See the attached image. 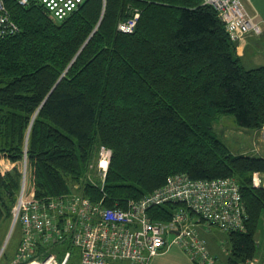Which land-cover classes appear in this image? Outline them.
Instances as JSON below:
<instances>
[{
  "label": "trees",
  "instance_id": "16d2710c",
  "mask_svg": "<svg viewBox=\"0 0 264 264\" xmlns=\"http://www.w3.org/2000/svg\"><path fill=\"white\" fill-rule=\"evenodd\" d=\"M18 32L0 37V221L11 218L26 158L27 185L42 200L72 192L96 151H112L103 193L77 191L125 207L174 174L232 178L248 219L228 233L227 264L253 259L264 189L251 176L264 157L233 154L214 133L219 116L264 127V66L245 69L215 10L203 0H85L55 21L36 0H4ZM139 11L132 33L119 22ZM178 203L149 211L167 222ZM73 253L68 264H76Z\"/></svg>",
  "mask_w": 264,
  "mask_h": 264
},
{
  "label": "built area",
  "instance_id": "2783aa9c",
  "mask_svg": "<svg viewBox=\"0 0 264 264\" xmlns=\"http://www.w3.org/2000/svg\"><path fill=\"white\" fill-rule=\"evenodd\" d=\"M20 6L30 0H14ZM57 22L77 10L85 0H36ZM222 22L229 39L236 43L247 36L262 33L260 22L242 7L241 0H203ZM139 11L117 25L124 34L133 32ZM18 27L10 18L4 0H0V37L13 35ZM112 151L101 145L96 154L94 174L84 183L103 193ZM24 158L20 189L11 209V229L20 228L15 255L4 264H68L73 253L76 264H149L168 243L178 245L193 264H220L206 241L195 229L216 227L221 231L245 232L248 219L239 186L232 178L192 180L184 173L169 176L165 183L125 207H107L98 200L73 191L57 197L36 199L27 188ZM254 188L264 189V172L251 176ZM168 203L178 207L167 222L154 221L153 208ZM171 236L170 242L168 237ZM239 264H255L248 259Z\"/></svg>",
  "mask_w": 264,
  "mask_h": 264
},
{
  "label": "rangeland",
  "instance_id": "374dc122",
  "mask_svg": "<svg viewBox=\"0 0 264 264\" xmlns=\"http://www.w3.org/2000/svg\"><path fill=\"white\" fill-rule=\"evenodd\" d=\"M242 7L244 10L258 22H260L262 33L259 36H247L241 42H236V59H238L239 64L245 69H252L257 67L256 64L251 62V54L255 49L261 48L264 49V0H241ZM262 36V38H260ZM241 44V45H239ZM246 44L248 51L244 57L240 58L238 55L239 49L240 52L243 51L242 45ZM260 51V49H258ZM262 53V52H261ZM213 130L217 137L229 148L230 152L233 154H246V155H256L258 152H261L264 155V127L260 130H247L238 127L236 121L232 115L225 114L219 116V118L213 123ZM100 147V146H99ZM98 147V149H99ZM96 151V154L98 152ZM257 156V155H256ZM25 158V157H24ZM24 158L19 164V170L21 172L23 167ZM3 159V158H1ZM8 161V160H7ZM9 162V161H8ZM95 159L88 165L87 170L84 174V177L94 174L93 168L96 165ZM7 167H12L9 170H5L1 165L0 173L4 174L5 172L13 169L14 164L9 162L6 163ZM27 166V165H26ZM28 173V172H27ZM84 177H81L75 185L72 186V190H77L80 186L84 185ZM27 188L31 191L30 186L27 185ZM264 225V214L261 216L258 232L261 231V226ZM198 230L202 229L201 226L197 227ZM211 231H208L207 238L208 240L216 242L218 249H225V252L220 254V264H227L229 242H228V233L219 230L216 227H210ZM20 238V228L19 225H16L11 229V218L5 217L0 221V264L9 262L11 258L15 255L16 247ZM169 241L171 237L168 238ZM181 253V255L178 252ZM258 255V253H257ZM118 264H127L124 262H118ZM150 264H192L189 258L180 250L178 246H173L168 255L165 254L162 257L152 258Z\"/></svg>",
  "mask_w": 264,
  "mask_h": 264
},
{
  "label": "crops",
  "instance_id": "0c3cea01",
  "mask_svg": "<svg viewBox=\"0 0 264 264\" xmlns=\"http://www.w3.org/2000/svg\"><path fill=\"white\" fill-rule=\"evenodd\" d=\"M260 38H262V36ZM239 45H241V44H239ZM242 47H243V49H242L243 51L240 52L241 49H239V52H238V55L240 56V58L244 57L245 54L248 51L247 49H245L246 48V44H243ZM258 49H260V51ZM258 49H255V52L253 51L252 54H251L252 55L251 56V62L254 63V64H256L257 67L264 66V49H261V48H258ZM248 53H249V51H248ZM256 155L257 156H260V157H264V155L261 152H258V154L256 153ZM6 163L7 164L9 163L6 159H0V166L2 165L3 168H5L4 171L9 170L12 167V165H10V167H7ZM0 169H1V167H0ZM197 227L198 226H196L195 229H196L198 235L200 237H202L206 241L207 248H208L209 252L212 255L216 256L217 259L219 260L220 259V254H222V252H225V249L224 248L223 249H220V247L218 249V246H217L216 242L211 241V240H208V238H207L206 235H207V233H209L208 231H211L210 229L207 230L206 228H204L203 226H201L202 229H199L198 230ZM257 231H258V229H257ZM257 231L255 233L256 253H255V257L253 258V260H254L255 264H264V225L261 226V231L260 232L257 233ZM169 237H171V236H169ZM168 242H170L169 239H168ZM174 245L175 244L168 243V246L160 254H158L155 257H162L165 254L168 255V252L170 251V249ZM175 246H178V245H175ZM179 248L186 255V253L182 250V248L181 247H179ZM173 252H178V251H173ZM257 253H258V255H257ZM179 254L181 255V253H179Z\"/></svg>",
  "mask_w": 264,
  "mask_h": 264
}]
</instances>
